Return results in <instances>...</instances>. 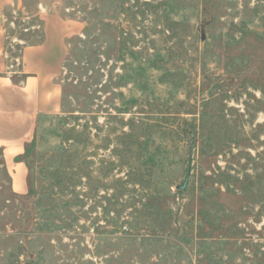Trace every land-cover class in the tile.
<instances>
[{
	"label": "rangeland",
	"instance_id": "374dc122",
	"mask_svg": "<svg viewBox=\"0 0 264 264\" xmlns=\"http://www.w3.org/2000/svg\"><path fill=\"white\" fill-rule=\"evenodd\" d=\"M42 8L72 36L61 109L24 191L0 154V264H264V0H22L14 69Z\"/></svg>",
	"mask_w": 264,
	"mask_h": 264
},
{
	"label": "crops",
	"instance_id": "0c3cea01",
	"mask_svg": "<svg viewBox=\"0 0 264 264\" xmlns=\"http://www.w3.org/2000/svg\"><path fill=\"white\" fill-rule=\"evenodd\" d=\"M11 6L22 8V0H0V147L8 166L12 165L13 188L22 192L26 170L15 159L24 151L38 117L61 109L60 77L72 36L64 18L42 8V38L36 43L24 42L19 67L14 69L5 24V12Z\"/></svg>",
	"mask_w": 264,
	"mask_h": 264
},
{
	"label": "water",
	"instance_id": "95a60500",
	"mask_svg": "<svg viewBox=\"0 0 264 264\" xmlns=\"http://www.w3.org/2000/svg\"><path fill=\"white\" fill-rule=\"evenodd\" d=\"M190 176H191V166H189L188 170H187V173H186V176H185V179H184V182L180 185H178L177 187L179 189H182V190H185L187 188V185H188V182H189V179H190Z\"/></svg>",
	"mask_w": 264,
	"mask_h": 264
},
{
	"label": "trees",
	"instance_id": "16d2710c",
	"mask_svg": "<svg viewBox=\"0 0 264 264\" xmlns=\"http://www.w3.org/2000/svg\"><path fill=\"white\" fill-rule=\"evenodd\" d=\"M0 154H2V155H3V149H1V148H0Z\"/></svg>",
	"mask_w": 264,
	"mask_h": 264
}]
</instances>
